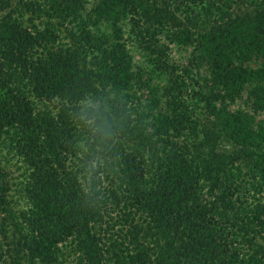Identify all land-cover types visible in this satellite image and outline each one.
Instances as JSON below:
<instances>
[{
    "label": "trees",
    "instance_id": "obj_1",
    "mask_svg": "<svg viewBox=\"0 0 264 264\" xmlns=\"http://www.w3.org/2000/svg\"><path fill=\"white\" fill-rule=\"evenodd\" d=\"M0 153V264H264V0H0Z\"/></svg>",
    "mask_w": 264,
    "mask_h": 264
},
{
    "label": "clouds",
    "instance_id": "obj_2",
    "mask_svg": "<svg viewBox=\"0 0 264 264\" xmlns=\"http://www.w3.org/2000/svg\"><path fill=\"white\" fill-rule=\"evenodd\" d=\"M76 126L83 132L82 151L87 153L86 166L99 167L103 153L108 150L114 140V118L105 102L91 96H84L74 113ZM92 150L88 151L89 146Z\"/></svg>",
    "mask_w": 264,
    "mask_h": 264
},
{
    "label": "rangeland",
    "instance_id": "obj_3",
    "mask_svg": "<svg viewBox=\"0 0 264 264\" xmlns=\"http://www.w3.org/2000/svg\"><path fill=\"white\" fill-rule=\"evenodd\" d=\"M91 1V0H90ZM89 6V5H88ZM235 8V7H234ZM236 10V8L234 9ZM239 9H237L236 11H238ZM174 54V58L175 59H179L183 53H178L176 52L175 49H173ZM0 168H4V171L7 175L6 180L8 181L9 184L15 186L16 184H18L21 179H22V171L18 169L17 164L13 161L11 162H7L4 160L3 157H1V153H0ZM10 194L12 195V191H10ZM20 205L22 206V203H20ZM71 258H69L66 262V264H68L69 262H71Z\"/></svg>",
    "mask_w": 264,
    "mask_h": 264
}]
</instances>
